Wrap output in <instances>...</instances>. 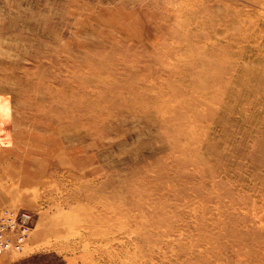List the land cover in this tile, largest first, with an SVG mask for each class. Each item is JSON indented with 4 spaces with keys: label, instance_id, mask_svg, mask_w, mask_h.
<instances>
[{
    "label": "rangeland",
    "instance_id": "rangeland-1",
    "mask_svg": "<svg viewBox=\"0 0 264 264\" xmlns=\"http://www.w3.org/2000/svg\"><path fill=\"white\" fill-rule=\"evenodd\" d=\"M0 228V264H264V0H0Z\"/></svg>",
    "mask_w": 264,
    "mask_h": 264
},
{
    "label": "built area",
    "instance_id": "built-area-1",
    "mask_svg": "<svg viewBox=\"0 0 264 264\" xmlns=\"http://www.w3.org/2000/svg\"><path fill=\"white\" fill-rule=\"evenodd\" d=\"M30 221L31 215L27 212H21L6 226V229L16 232V245L20 244L27 235ZM2 230L3 228H0V254L2 249L9 245L8 241L2 236Z\"/></svg>",
    "mask_w": 264,
    "mask_h": 264
}]
</instances>
